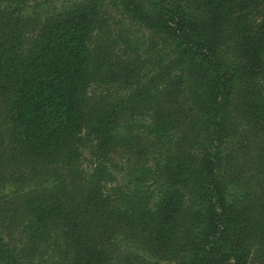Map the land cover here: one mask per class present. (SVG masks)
<instances>
[{"label":"trees","instance_id":"1","mask_svg":"<svg viewBox=\"0 0 264 264\" xmlns=\"http://www.w3.org/2000/svg\"><path fill=\"white\" fill-rule=\"evenodd\" d=\"M30 1L0 0V264H264V0Z\"/></svg>","mask_w":264,"mask_h":264},{"label":"rangeland","instance_id":"2","mask_svg":"<svg viewBox=\"0 0 264 264\" xmlns=\"http://www.w3.org/2000/svg\"><path fill=\"white\" fill-rule=\"evenodd\" d=\"M74 0H31L24 8L25 13H29L32 18L34 16H43L46 13L61 10L62 7H67ZM255 10L251 11L250 14L254 13ZM255 16L254 18H257ZM256 20V19H255ZM129 89L123 83H112L108 85H95L89 89V93H104L109 95L111 98L125 96L129 93ZM150 119L144 116L130 117L127 114L118 115L113 121V131L116 134H126V132L138 133L147 128L150 123ZM129 129V130H128ZM81 136L85 139V144L79 149V162L81 168L90 172L97 164L104 163L105 158L102 157L101 153L95 150V138L92 135L81 133ZM117 160H113L106 164L108 168L107 180L103 181V189L105 194H115L116 190L125 186L126 175L122 168L123 166ZM106 163V162H105ZM150 195V202L156 201L155 197L159 193V188L153 186ZM58 237V236H56ZM56 238L55 240H57ZM50 251V249H48Z\"/></svg>","mask_w":264,"mask_h":264}]
</instances>
